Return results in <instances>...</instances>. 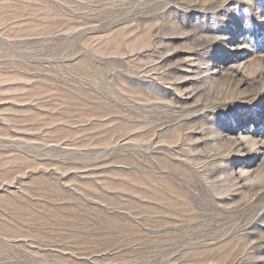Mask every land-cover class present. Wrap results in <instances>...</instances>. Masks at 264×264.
<instances>
[{"label": "rangeland", "instance_id": "obj_1", "mask_svg": "<svg viewBox=\"0 0 264 264\" xmlns=\"http://www.w3.org/2000/svg\"><path fill=\"white\" fill-rule=\"evenodd\" d=\"M0 264H264V0H0Z\"/></svg>", "mask_w": 264, "mask_h": 264}, {"label": "bare ground", "instance_id": "obj_2", "mask_svg": "<svg viewBox=\"0 0 264 264\" xmlns=\"http://www.w3.org/2000/svg\"><path fill=\"white\" fill-rule=\"evenodd\" d=\"M181 66H182V65H181ZM231 71H232V72H231L230 74H232L233 72H235L234 70H231ZM235 74H236V72H235ZM230 77H231V76H230ZM231 78H232V77H231ZM208 79H209V78H208ZM235 79H236V78H235ZM245 79H246V78H244V79H243V78L238 79L239 84H240V83L245 84ZM247 83L250 84L248 81H247ZM237 84H238V83H237ZM248 84H247V85H248ZM175 87H176V86H175ZM245 88H246V87H245ZM177 90H178V89H177ZM234 145H235V144H234ZM236 145H237V144H236ZM240 149H241V148H240ZM240 149H239V150H240ZM237 177H238V176H237Z\"/></svg>", "mask_w": 264, "mask_h": 264}]
</instances>
